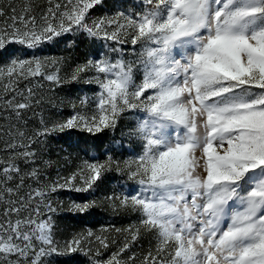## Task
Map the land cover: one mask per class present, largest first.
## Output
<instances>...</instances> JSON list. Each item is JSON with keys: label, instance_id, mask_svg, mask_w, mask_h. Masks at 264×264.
<instances>
[{"label": "snow or ice", "instance_id": "obj_1", "mask_svg": "<svg viewBox=\"0 0 264 264\" xmlns=\"http://www.w3.org/2000/svg\"><path fill=\"white\" fill-rule=\"evenodd\" d=\"M102 4L48 0L38 21L32 0L19 13L14 0H0V50L10 43L38 49L67 34L106 49L68 72L64 58L35 55L0 67V112L8 121L0 125L7 153L0 156V264H73L74 254L101 264L100 248L115 241L91 229L57 240L52 214L65 209L52 197L94 193L111 172L138 188L122 185L99 203L73 201L66 209L139 216L138 225L116 229L130 240L106 264H121L142 234L155 246L140 264H264V0H137L93 19ZM129 42L133 58L125 59ZM37 78L49 91L65 84L97 91L77 97L79 107L69 101L73 114L49 123L35 110L55 106L54 98L40 94ZM29 112L41 124L31 134ZM127 113L143 114L126 133L140 142L137 155L93 156L41 183L53 163L43 158L49 137L115 131ZM136 261L133 254L124 264Z\"/></svg>", "mask_w": 264, "mask_h": 264}, {"label": "rangeland", "instance_id": "obj_2", "mask_svg": "<svg viewBox=\"0 0 264 264\" xmlns=\"http://www.w3.org/2000/svg\"><path fill=\"white\" fill-rule=\"evenodd\" d=\"M14 2L17 6V13H19L20 6L24 3V0H14ZM32 2L39 21L41 14L46 12L49 6L48 0H32ZM136 3L137 0H103V4L97 6L91 15L95 19L105 14H112L119 9L131 8ZM4 22V19L0 18V25H3ZM103 43V41H93L83 35L76 34H67L65 37L52 43L44 44L38 49H28L25 46L10 43L6 45L5 49L0 50V67H5L14 57L30 58L35 55L39 57L64 58L63 70L64 72H68L77 63H82L91 56H98L100 53L105 52L106 49L102 47ZM124 48L125 52L128 53L125 59L133 58L130 54L132 49L131 43L129 42ZM140 78L141 75L137 74V82H139ZM37 79L39 83L44 85L43 89L39 90L40 94L54 98L55 106L45 103L35 110L37 113H41L45 121L49 123L53 120L67 119L73 114L69 101H76L77 97L84 94L92 96L97 91L95 86L89 87L83 84H65L62 87L55 88L54 91H49L51 86L48 82L40 78ZM76 102L79 107L78 101ZM93 107L94 105H90L89 110ZM4 115L6 113L0 112V125H4L6 128L8 121L2 118ZM135 116L142 118L143 114H125V117L121 119L115 131H105L91 135L87 132L71 130L49 137L48 149L44 153L43 158L51 160L53 163L51 167L45 169L41 183H50L51 181H55L58 176L70 175L82 161L90 159L93 156L105 159L107 155H112L116 159L123 161L137 155L141 151L140 142L135 139H129L126 135L129 128L134 127L136 124ZM25 119L28 121L25 130L29 134L41 127L39 115L33 116L29 112L26 114ZM12 122L15 123L14 120ZM3 148L4 144L0 142V156L7 157V153L3 151ZM21 167L23 168L24 165H21ZM122 185V190L125 192L129 191V188H138L134 182L128 181L126 176H120L116 172H111L106 175V178L100 183L94 193L58 190L52 199L62 203L65 210L52 214L56 225V239L63 241L70 238L76 232L88 229L98 234L106 235L109 241H115V243H110L108 249L100 248V255L96 257L101 264H106L113 253L119 252L126 238L130 240L127 232H117L116 229H128L130 226L138 225L139 216L137 214L114 213L106 207H97L84 214L72 213L66 209L73 201L81 203L96 199L99 203L104 196L110 195L114 190L120 191ZM0 210H2V206H0ZM102 228L107 229V231L101 233L100 230ZM154 246L153 237L150 234H142L141 238L132 244L129 251L121 254V264L128 261L129 257L133 254L137 257L136 264H140L143 256L149 250H154ZM73 264H89V259L82 254H74Z\"/></svg>", "mask_w": 264, "mask_h": 264}]
</instances>
